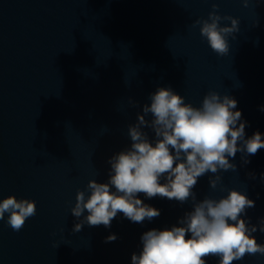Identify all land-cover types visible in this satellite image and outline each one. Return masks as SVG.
I'll use <instances>...</instances> for the list:
<instances>
[{
  "label": "water",
  "instance_id": "obj_1",
  "mask_svg": "<svg viewBox=\"0 0 264 264\" xmlns=\"http://www.w3.org/2000/svg\"><path fill=\"white\" fill-rule=\"evenodd\" d=\"M213 3L219 15L239 20L223 57L193 27ZM158 87L196 107L210 91L227 94L247 122L246 138L258 131L264 139V0L247 7L243 0H0V200L36 202L20 231L7 224V213L0 220V264H131L144 232L179 226L191 199L139 194L159 217L133 223L118 214L109 228L72 231L77 191L87 196L89 180L107 182L109 159L130 146L128 127ZM242 155L230 158L237 170L218 173L216 189L209 172L193 191L197 200L245 192L256 206L243 218L257 225L253 235L264 244V149L247 165ZM111 234L117 239L106 242ZM233 264H264V255Z\"/></svg>",
  "mask_w": 264,
  "mask_h": 264
},
{
  "label": "clouds",
  "instance_id": "obj_2",
  "mask_svg": "<svg viewBox=\"0 0 264 264\" xmlns=\"http://www.w3.org/2000/svg\"><path fill=\"white\" fill-rule=\"evenodd\" d=\"M243 3L247 7L249 0ZM212 8L208 18L196 20L193 27L199 25L211 50L223 57L230 50L227 37L239 31V20L219 15L216 3ZM221 20L230 21V26H221ZM149 100L150 104L142 106V114L137 113L136 123L128 127L130 146L109 159L107 182L89 180L87 196L84 190L77 191L71 215L78 222L72 231L78 233L85 225L109 228L118 214L133 223L159 217V209L145 204L139 194L180 204L191 199V210L179 219V226L142 234V248L131 255V264H207L210 256L218 257V264H233L246 255H264V244L253 235L257 225L243 218L247 209L255 208L254 200L236 189H228L218 199L205 196L197 200L193 191L199 178L209 172L216 174L209 179L210 187L216 189L221 182L219 172L237 170L230 160L237 153L243 154L242 165H247L248 157L264 149L260 132L246 138L247 122L235 110L238 102L210 91L196 107L170 87H158ZM149 114L150 120L146 119ZM144 128L151 129L153 138ZM248 176L255 179L254 173ZM6 213L7 224L18 232L36 215V202L10 195L0 200V220ZM259 231L264 232V217L259 220ZM116 239L111 234L106 242Z\"/></svg>",
  "mask_w": 264,
  "mask_h": 264
}]
</instances>
